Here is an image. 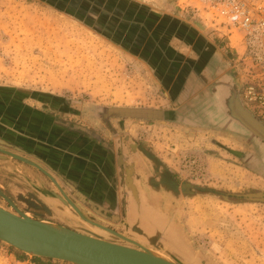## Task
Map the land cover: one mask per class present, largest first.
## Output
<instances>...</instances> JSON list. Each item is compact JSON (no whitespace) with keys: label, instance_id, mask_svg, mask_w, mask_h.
<instances>
[{"label":"rangeland","instance_id":"rangeland-1","mask_svg":"<svg viewBox=\"0 0 264 264\" xmlns=\"http://www.w3.org/2000/svg\"><path fill=\"white\" fill-rule=\"evenodd\" d=\"M61 2L0 0V118L16 109L6 102L17 106L28 100L59 103L70 112L71 121L95 125L124 143H138L149 156L135 155L142 163L138 178L158 169L170 172L178 185L177 195L168 196L160 189L157 196L161 199L158 209L166 218L164 227L170 234L174 233L168 228L176 230L189 254L190 259L176 254L182 263L264 264V202L232 197L264 193V138L235 119L226 128L210 122L212 109L219 103L221 78L231 73V91L237 86L241 98L242 87L257 75V69L244 60L240 37L227 38L205 27L206 22L192 12L191 0L121 1L127 8L148 10L149 19L167 18L163 24L168 29L175 21H189L198 32L205 30L221 39L220 44L216 41L224 46L219 50V72L225 75L218 76L220 67L206 72L203 62L197 63L198 73L191 74L187 89H183L188 93L184 103L172 99L170 89L158 81L162 75L149 61L153 60L150 55L142 57L148 63L138 59L140 55L133 57L132 49H122L106 39L68 12L66 5L58 8ZM184 53L194 54L189 49ZM188 76L182 74V81ZM110 109H152L167 116L119 117L108 115ZM216 121L222 124L227 120ZM150 157L157 161L155 165ZM140 183L144 188L143 180ZM0 185L4 186L1 179ZM111 225L120 230L118 233L133 234L124 224L121 228L118 223ZM15 252L0 244V264H35L29 257L20 261Z\"/></svg>","mask_w":264,"mask_h":264},{"label":"crops","instance_id":"crops-1","mask_svg":"<svg viewBox=\"0 0 264 264\" xmlns=\"http://www.w3.org/2000/svg\"><path fill=\"white\" fill-rule=\"evenodd\" d=\"M121 1L84 0L86 6L83 12L77 6L71 9L84 15L85 20L92 27L95 24H100L101 31L104 32V34L101 33L103 37L115 44L117 43L122 49L128 46L137 47L139 52H137L138 50L132 51L133 57L136 58L140 55L141 57L138 58V56L137 58L144 62L146 61L143 60L144 57L150 55L153 60L147 59L155 65L158 73L162 75L158 76V81L166 89H170L172 99L177 97V100L183 102L187 98L188 93L185 90L189 85L191 74L198 73L197 63L202 61L204 65L202 69L206 72L222 66L219 50L223 49L224 46L216 44V41L220 44L221 39L209 35L205 30L198 32L194 26L192 27L193 24L186 21V18L182 16L179 18L188 24L175 21L173 28L168 29L163 24L167 18L163 17L157 21L153 20L154 24L151 27L148 23L150 20L148 10H139L136 7L127 8ZM158 15L160 14L157 13ZM138 26L140 30L133 33L131 37L133 41L127 45L126 39L130 34V28H138ZM138 41L139 43H137ZM225 47H230V43H225ZM185 48L194 54L184 53ZM182 58L185 59L184 62H182L183 60L180 61ZM217 70L218 76L225 75L224 72L220 74L221 67L220 70ZM166 72L169 75L165 76ZM182 74L189 75L188 79L186 78L187 81H182L184 77ZM221 80H223V84L219 88L218 95L220 104L217 102L216 105L218 106L215 107L214 105L210 114V122L226 128L233 119L238 121L235 118L239 116L236 97L242 107L245 110L247 108L240 98V90L238 93L235 89L233 92L231 91V73L223 76ZM7 103L16 109H9L5 113L7 117L4 115L2 119L0 118L2 120L0 131L3 130L0 132V147L27 157L44 168L67 196L86 212L90 219H107L108 223L117 224L118 219H120V202L123 192L120 180L121 173L115 164L119 147L114 143L119 140V137L116 134H105L99 127L90 123L78 124L76 121H71L70 112L64 111L59 103H39L32 100H28L20 106L10 104V102H6V105ZM182 108L179 109V112L182 111ZM226 111L229 112L228 117L225 114ZM66 115L69 117L66 118ZM223 119L227 120L226 123L218 124L216 121ZM102 123L108 125V121ZM1 162L3 163H0V179L3 185H8V183L21 185L20 187L25 192L31 194L34 199L40 201L47 208L55 211L62 220L72 219L70 215L76 216L70 207L64 208L65 212L62 213L58 210L62 206L55 200L40 198L37 193L32 192L31 183L25 182L18 175L21 172L32 183L48 190L56 189L54 184L41 172L29 165L16 162L9 156ZM62 222L58 224H62Z\"/></svg>","mask_w":264,"mask_h":264},{"label":"water","instance_id":"water-1","mask_svg":"<svg viewBox=\"0 0 264 264\" xmlns=\"http://www.w3.org/2000/svg\"><path fill=\"white\" fill-rule=\"evenodd\" d=\"M61 3L64 4V1ZM65 4L67 5L66 2ZM94 28L101 30V25L95 24ZM236 101L239 116L234 117L246 129L264 138V123L245 110L237 97ZM107 112L108 115L138 119H162L167 116L162 111L152 109H110ZM0 154V163L9 156L16 162L29 165L41 172L56 189L48 190L32 183L21 172L18 175L25 182L31 183L32 192L37 193L40 198L55 200L62 206L63 209L58 208L62 213L65 212L64 208L70 207L76 215L69 214L72 219H64L62 224L33 218L16 208L0 191V196L12 206V210L0 207V244L29 258L38 257L68 264H184L176 254L165 248L162 234L148 235L137 224L128 221L126 224L133 234L118 233L107 226L109 224L117 228L107 221L90 219L40 165L2 147ZM232 197L264 202L262 192ZM222 198L229 201L225 196ZM118 226L121 228L123 224ZM154 250H162L164 257L157 255ZM171 255L176 257L172 258Z\"/></svg>","mask_w":264,"mask_h":264},{"label":"flooded vegetation","instance_id":"flooded-vegetation-1","mask_svg":"<svg viewBox=\"0 0 264 264\" xmlns=\"http://www.w3.org/2000/svg\"><path fill=\"white\" fill-rule=\"evenodd\" d=\"M114 144H117L119 147L115 164L121 173L120 180L123 189L120 202V219L117 223L124 224L125 229H127L125 221L129 220L134 222V219H137L139 216L141 222L147 226L148 232L158 229L160 233H162V237L165 234L170 235L167 239L174 243V247H170V251L184 259H190L185 247L179 242V237L175 234H170L167 228L164 227L166 218L164 213L158 209V206L161 205V199L157 196L160 189L165 191L168 196L177 195L178 185L174 177L168 171H160L157 169L158 171L154 170V174L146 173L144 174V178H138V170L141 169L142 163L139 160L136 161L135 155L137 152L135 150L133 152V149L136 148L137 151L145 155L144 157L147 159H149V156L139 148L140 146L138 143H124V141L118 140ZM126 151H128V155H126ZM150 161L153 164L157 163L152 157H150ZM142 180L144 182V188L140 183ZM20 186H17L16 183H8V185H0V191L16 208L28 216L55 223H60L62 221L55 211L47 208L40 201L34 199L31 194L25 192ZM124 189H128L129 192L125 194ZM0 207L5 210H12V206L1 196ZM144 220H149V223H145ZM112 229L115 230L113 227ZM116 231L120 232V230Z\"/></svg>","mask_w":264,"mask_h":264},{"label":"built area","instance_id":"built-area-1","mask_svg":"<svg viewBox=\"0 0 264 264\" xmlns=\"http://www.w3.org/2000/svg\"><path fill=\"white\" fill-rule=\"evenodd\" d=\"M191 10L205 27L225 37L237 35L244 60L257 69L241 89V100L264 123V0H191Z\"/></svg>","mask_w":264,"mask_h":264},{"label":"trees","instance_id":"trees-1","mask_svg":"<svg viewBox=\"0 0 264 264\" xmlns=\"http://www.w3.org/2000/svg\"><path fill=\"white\" fill-rule=\"evenodd\" d=\"M60 1H64V4H62V3L60 4L59 3L58 4V8L63 9L62 7H64L66 5L65 2H67V5L66 6L69 7V8H66V9H68L67 11L70 12V13H72L73 15H75L78 19L83 20L86 23V25H89L90 27H92V25L87 20H85L84 15H81L78 11H75V10L72 11V9H71L72 7H76L77 6V8L78 9L81 8L80 10L83 12L84 11V8L86 6L84 0H71V1L70 0H60ZM117 8H119V7H117ZM153 17H156L157 18V16H155V15H153ZM153 20L154 19L150 18V20H148V23L151 24ZM92 28L94 30H97L99 33H103L104 34V32L101 31L100 29H95L94 27H92ZM135 28L136 27H131L130 28L131 29L129 31L130 34L128 35V37L126 39L127 45L131 44V42L133 41V39L131 37L133 36V33L136 32V29ZM137 43H139V41ZM128 48L132 49L133 51H137V49H138L137 47H132L131 48L129 46H128ZM10 250L13 251V249H11V248H10ZM15 254H16L17 258L20 261H23V260H26L27 259V257L25 255H23V254H21L19 252H15ZM31 260L35 264H68V263H63V262H59V261H54V260H51V259H42V258H38V257H33V258H31Z\"/></svg>","mask_w":264,"mask_h":264},{"label":"bare ground","instance_id":"bare-ground-1","mask_svg":"<svg viewBox=\"0 0 264 264\" xmlns=\"http://www.w3.org/2000/svg\"><path fill=\"white\" fill-rule=\"evenodd\" d=\"M134 220L135 221L132 222V223L137 224L144 233H146L148 235H155V234L160 233V230H158V229H154L152 232H148L147 226L144 223L141 222V219H139V216H138L137 219H134ZM144 222L148 224L149 223V220H144ZM168 229L171 230L174 234H177L175 229H172V228H168ZM168 237H170L169 234H165L163 236L164 246H165L166 249H169L170 250V247H174V243L172 241H170L169 239H167ZM154 252L157 255L164 257V252L162 250H154Z\"/></svg>","mask_w":264,"mask_h":264}]
</instances>
